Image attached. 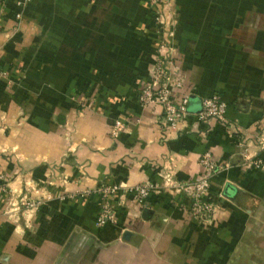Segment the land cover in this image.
I'll list each match as a JSON object with an SVG mask.
<instances>
[{
    "label": "crops",
    "instance_id": "crops-1",
    "mask_svg": "<svg viewBox=\"0 0 264 264\" xmlns=\"http://www.w3.org/2000/svg\"><path fill=\"white\" fill-rule=\"evenodd\" d=\"M152 1L0 0V185L36 204L17 221L0 192V264H264V168L242 154L264 137V0H173L174 97L189 96L175 130L138 101L159 39ZM213 94L226 117L201 122ZM206 152L220 168L204 224L163 179L197 181ZM139 184L154 185L144 206ZM106 200L116 223L98 227Z\"/></svg>",
    "mask_w": 264,
    "mask_h": 264
},
{
    "label": "built area",
    "instance_id": "built-area-1",
    "mask_svg": "<svg viewBox=\"0 0 264 264\" xmlns=\"http://www.w3.org/2000/svg\"><path fill=\"white\" fill-rule=\"evenodd\" d=\"M21 5V3H18ZM16 14V18H19ZM171 36V34H170ZM173 48L169 41L164 37L158 39L155 54L152 58V65L149 70L148 80L145 81L140 90L138 101L141 107L157 105L162 108L163 123L166 130H175L177 125L183 121L189 114L188 103L189 96L183 94L179 99H175L174 92L182 88V82L173 77ZM6 77L5 71L0 67V81ZM227 114V105L217 94L205 97L201 100L198 120L207 122L209 120L222 121ZM123 124L116 122L110 127V135L116 137L123 131ZM257 153L249 155L247 149H243L242 154L251 168H264V137L259 139L257 144ZM199 164L204 169V174L197 181L190 185H176L170 175L166 174L163 179L164 187L175 189L177 191L188 190L191 195L190 215L200 223L211 222L214 218L216 208L210 202L205 200L210 189V179L220 168L217 161L214 160L211 153H203L199 158ZM154 189L152 184H139L129 192L133 200L139 206H144L145 201ZM117 187H107L102 189L103 196L108 198L117 192ZM105 201L101 211L96 217L95 225L103 227L107 224L116 223L115 210L112 205Z\"/></svg>",
    "mask_w": 264,
    "mask_h": 264
},
{
    "label": "rangeland",
    "instance_id": "rangeland-1",
    "mask_svg": "<svg viewBox=\"0 0 264 264\" xmlns=\"http://www.w3.org/2000/svg\"><path fill=\"white\" fill-rule=\"evenodd\" d=\"M152 2L153 6H155L153 17L156 25V31L158 33V38H166L167 35L172 34V30L176 25L177 14L173 8V0H153ZM15 177L17 178L18 175H15ZM0 180H3V178L0 177ZM6 184L7 183L5 182V184L0 185V192L6 196L5 211L10 212V214L12 215L15 214L12 219L19 221L21 210V212H25L26 217H29L26 218V220H30V218H32L30 217V214L36 206L35 201L27 199L25 201L21 200V202L19 203V189L13 186H8ZM32 191H34V189H32ZM21 220H23V217H21Z\"/></svg>",
    "mask_w": 264,
    "mask_h": 264
},
{
    "label": "water",
    "instance_id": "water-1",
    "mask_svg": "<svg viewBox=\"0 0 264 264\" xmlns=\"http://www.w3.org/2000/svg\"><path fill=\"white\" fill-rule=\"evenodd\" d=\"M124 235H128V233H125Z\"/></svg>",
    "mask_w": 264,
    "mask_h": 264
}]
</instances>
